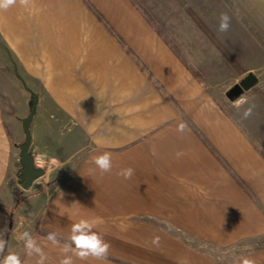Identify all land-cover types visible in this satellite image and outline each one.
Segmentation results:
<instances>
[{
	"label": "crops",
	"instance_id": "crops-1",
	"mask_svg": "<svg viewBox=\"0 0 264 264\" xmlns=\"http://www.w3.org/2000/svg\"><path fill=\"white\" fill-rule=\"evenodd\" d=\"M87 1L17 0L0 10L12 86L25 89L29 110V90L38 97L30 155L43 172L24 189L23 120L0 102V264L11 253L36 264L18 238L25 231L44 264H60L81 219L110 248L107 261L74 264H264V2L185 0L236 68L176 0H136L168 42L132 0ZM249 73L259 83L230 101ZM105 152L112 169L102 174L94 157ZM127 168L130 179L118 175Z\"/></svg>",
	"mask_w": 264,
	"mask_h": 264
},
{
	"label": "clouds",
	"instance_id": "clouds-1",
	"mask_svg": "<svg viewBox=\"0 0 264 264\" xmlns=\"http://www.w3.org/2000/svg\"><path fill=\"white\" fill-rule=\"evenodd\" d=\"M16 3L17 0H0V10H7ZM19 3L27 7L30 0H19ZM230 23V17L226 13H222L220 16L219 31H228ZM242 103H244V101H237L236 106L240 107ZM251 114L252 107L247 108L243 112L244 118H248ZM187 129V124L181 122L177 130L183 133ZM99 142L98 140L97 143ZM180 155H182V153L178 152L177 156L179 157ZM94 164L102 174L110 172L112 169V154L105 152L100 156L94 157ZM133 174L134 169L132 168L123 169L118 173V175L122 176L124 179H130ZM71 233L70 243H65L63 248H61L64 258L60 260V264H74L73 256L80 260H87L89 257H92L97 260L107 261L110 245L104 241L101 235L92 231V225L87 220L81 219L78 223L73 224ZM18 238L24 241V247L29 255L35 254L39 256L36 264H44L46 256L43 250L37 246L32 235L25 231ZM47 240L51 241L53 245L59 243L56 233H49ZM153 243L158 244L159 237H154ZM5 246L6 241L0 239V251H3ZM68 253L72 255H68ZM3 264H22V261L17 254L11 253L4 258ZM241 264H255V261L249 258H241Z\"/></svg>",
	"mask_w": 264,
	"mask_h": 264
},
{
	"label": "rangeland",
	"instance_id": "rangeland-1",
	"mask_svg": "<svg viewBox=\"0 0 264 264\" xmlns=\"http://www.w3.org/2000/svg\"><path fill=\"white\" fill-rule=\"evenodd\" d=\"M176 1L182 7V9H184L194 19V21L196 23H198V25L204 31V33H206V35L208 37H210V39L217 45V47L220 50H221V48L226 50L224 48V46H222L220 44V42L216 39V37L208 30V28L204 25V23L195 15L194 11L192 10V8L190 6H188V3L185 0H176ZM135 2H136V0H135ZM246 2H248V3L257 2V3L262 4V2H264V0H241L242 4H245ZM136 3H138V2H136ZM136 6L138 7V9H140L142 11V13L145 15V17L147 18L149 23L152 25V27H154V29L156 30L157 33H158L157 29H160L162 31L163 36L160 35V34L159 35L161 37H163L164 39H166L167 42H168V39H167L165 31L162 29V27L157 25L156 21L155 22L153 21L154 19H152V15L149 13V11L144 6H141L139 4H137ZM242 9H244V7H242ZM96 12L99 13L98 11H96ZM171 44L172 43H170V45ZM0 45L3 46V47L0 46V65H2V67L0 68V102H1V108H2L3 112L6 115L11 114L12 116L16 115L17 117H21V119L23 120L22 121V126H23L24 120L30 114V111L32 109V105L34 103L35 98H33V102L31 104V107H30V110H29L28 106L27 105L25 106V104H24V101H25L24 95H25V92H26L25 89L22 87V90H20L18 87L15 88V87L12 86L14 84V82H15L14 77H15V73H16V67L15 66H10L9 56H8V53L6 52L7 48L4 46V44H0ZM122 46L125 47V43ZM172 48L176 51V53L178 55H180V52L177 50V48L174 45H172ZM9 55H10V58H11V65L12 64L16 65L15 58L13 56H11L10 52H9ZM195 73L196 72H194V74ZM11 80L13 81V83H11ZM4 87L9 88L10 89V93H8V90L6 88H4ZM10 96H12V99L9 98ZM8 102H11V103H8ZM12 102H14V103H12ZM22 111H26L25 114H22ZM24 143H25V137H24L22 143L18 146V151H19L18 160H20V153H21L22 145ZM36 163L38 165V163H42V162L40 160V161H38ZM18 165H21L20 162H18ZM176 237H177V240L192 241V239L188 238L186 235H183V234H177ZM184 237H186V239ZM199 242L200 241H193V243H199ZM196 247L198 249L204 251V245H202L201 248H200L199 245H197Z\"/></svg>",
	"mask_w": 264,
	"mask_h": 264
},
{
	"label": "water",
	"instance_id": "water-1",
	"mask_svg": "<svg viewBox=\"0 0 264 264\" xmlns=\"http://www.w3.org/2000/svg\"><path fill=\"white\" fill-rule=\"evenodd\" d=\"M259 83L258 77L249 73L240 83L236 84L227 92V98L230 101H236L244 95L245 92L251 90ZM34 103L30 111L29 116L23 122L24 133L26 136V141L21 149V163L23 167L22 181L24 182V189H28L33 181L42 176L43 172L35 168L34 161L30 155V148L32 144V133L31 124L36 114V109L38 105V97H34Z\"/></svg>",
	"mask_w": 264,
	"mask_h": 264
},
{
	"label": "trees",
	"instance_id": "trees-1",
	"mask_svg": "<svg viewBox=\"0 0 264 264\" xmlns=\"http://www.w3.org/2000/svg\"><path fill=\"white\" fill-rule=\"evenodd\" d=\"M85 1V0H84ZM136 5H137V3L135 2V0H132ZM93 10V9H92ZM94 11V13H95V15H96V17L100 20V21H102V22H104V18L99 14V13H97L95 10H93ZM150 20V19H149ZM151 21V20H150ZM152 22V21H151ZM106 26L108 27V25L106 24ZM108 30L110 31V33H112V35H114L115 36V33H114V31L110 28V27H108ZM158 30V34H160V35H162L163 36V33H162V31L160 30V29H157ZM118 39V41L122 44V45H124V43H123V41L122 40H120V38H117ZM221 50H222V52L224 53V55H226L227 57H228V59L230 60V62L236 67V68H238V64L229 56V54L227 53V51L226 50H224L223 48H221ZM128 52L129 53H131V51L130 50H128ZM196 77H198L199 79H201V77L198 75V74H194ZM30 91V93L33 95V97H35L36 96V94L34 93V92H32L31 90H29ZM22 147H23V145H22ZM20 201L18 200L17 201V204H16V208L20 205Z\"/></svg>",
	"mask_w": 264,
	"mask_h": 264
}]
</instances>
